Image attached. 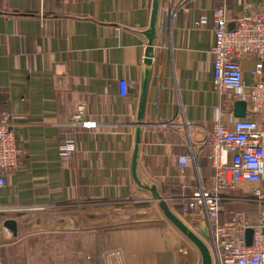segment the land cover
I'll return each mask as SVG.
<instances>
[{
  "label": "crops",
  "instance_id": "crops-1",
  "mask_svg": "<svg viewBox=\"0 0 264 264\" xmlns=\"http://www.w3.org/2000/svg\"><path fill=\"white\" fill-rule=\"evenodd\" d=\"M152 2L0 0V122L10 117L20 141L0 188V264H201L133 179L141 84L151 69L137 177L191 225L181 200L214 175L206 134L219 116L229 129L239 119L233 93L213 86L212 12H264V0H160L149 68ZM254 63L242 61L246 85ZM81 103L96 127L71 125ZM67 135L71 159L58 149ZM181 155L193 157L185 169Z\"/></svg>",
  "mask_w": 264,
  "mask_h": 264
},
{
  "label": "built area",
  "instance_id": "built-area-1",
  "mask_svg": "<svg viewBox=\"0 0 264 264\" xmlns=\"http://www.w3.org/2000/svg\"><path fill=\"white\" fill-rule=\"evenodd\" d=\"M247 6L246 0H243ZM215 36L212 47L213 86L223 95L231 91L236 101L247 105V116L238 119L229 129L217 118L207 132L203 147L209 149L207 159L214 175L204 181L199 178L190 197L181 200V216L191 217L190 228L205 224L213 264H264V12L242 13L229 19L225 7L212 12ZM203 24V22H201ZM254 58V82L246 85L242 61ZM122 96L128 95L126 81H120ZM71 125L92 129L96 123L86 119V105L81 103L72 115ZM76 141L65 136L58 149L66 159L76 153ZM20 141L10 117L0 122V188L7 177L19 170ZM193 157H177L180 169H185ZM207 183V184H206ZM242 192L243 198L231 195ZM245 200L257 209L249 215L236 209L224 210L229 202ZM252 229V243L247 244L246 232Z\"/></svg>",
  "mask_w": 264,
  "mask_h": 264
},
{
  "label": "water",
  "instance_id": "water-1",
  "mask_svg": "<svg viewBox=\"0 0 264 264\" xmlns=\"http://www.w3.org/2000/svg\"><path fill=\"white\" fill-rule=\"evenodd\" d=\"M160 13V0H153L151 20L147 31L144 33L148 40V48L145 63L149 66L152 65V51L153 45L157 36V23ZM151 78V69L146 70L142 84H141V95L139 103L138 123L135 136V148L132 160V175L137 185L145 190L149 191L153 197V200L159 203V208L163 212L165 218L198 250L201 257V264H213L208 242L210 237L208 235L205 224L197 229V232L193 231L189 225H187L182 219H180L175 213L169 208L166 199L160 195L156 186L142 184L137 177V162L139 156V143L141 140V126L144 124V114L147 103V91L149 88ZM234 116L239 119H243L247 116V105L244 101H236L234 104ZM14 234H16V223L13 220H8L5 223ZM252 229H248L246 232L247 244L252 243Z\"/></svg>",
  "mask_w": 264,
  "mask_h": 264
},
{
  "label": "rangeland",
  "instance_id": "rangeland-1",
  "mask_svg": "<svg viewBox=\"0 0 264 264\" xmlns=\"http://www.w3.org/2000/svg\"><path fill=\"white\" fill-rule=\"evenodd\" d=\"M242 192L236 191L234 192L231 196L234 198H243V196L241 195ZM232 209H236L238 211H244L249 215H255L257 212L256 207L254 206L253 203H249L245 200L242 199V201H238V202H229L227 204L224 205V210L228 211V210H232Z\"/></svg>",
  "mask_w": 264,
  "mask_h": 264
}]
</instances>
